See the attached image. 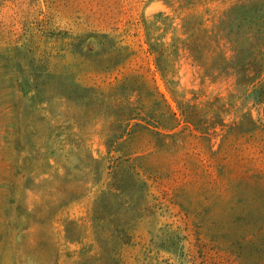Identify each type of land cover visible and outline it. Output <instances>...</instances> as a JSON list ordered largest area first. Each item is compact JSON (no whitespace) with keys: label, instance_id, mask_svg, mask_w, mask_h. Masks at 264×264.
I'll return each instance as SVG.
<instances>
[{"label":"rangeland","instance_id":"rangeland-1","mask_svg":"<svg viewBox=\"0 0 264 264\" xmlns=\"http://www.w3.org/2000/svg\"><path fill=\"white\" fill-rule=\"evenodd\" d=\"M251 196L264 0H0V264H250Z\"/></svg>","mask_w":264,"mask_h":264},{"label":"trees","instance_id":"trees-1","mask_svg":"<svg viewBox=\"0 0 264 264\" xmlns=\"http://www.w3.org/2000/svg\"><path fill=\"white\" fill-rule=\"evenodd\" d=\"M165 75L163 73L164 78ZM249 201L250 204L246 205V201L237 200L232 208L231 224L234 225L239 239H234L231 246L241 250V242L249 237L253 247L250 264H264V196L258 199L251 196Z\"/></svg>","mask_w":264,"mask_h":264}]
</instances>
